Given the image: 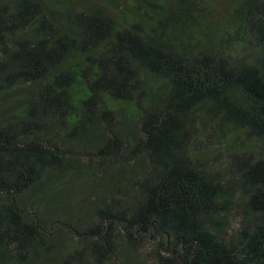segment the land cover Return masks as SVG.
<instances>
[{
    "label": "trees",
    "instance_id": "obj_1",
    "mask_svg": "<svg viewBox=\"0 0 264 264\" xmlns=\"http://www.w3.org/2000/svg\"><path fill=\"white\" fill-rule=\"evenodd\" d=\"M0 264H264V0H0Z\"/></svg>",
    "mask_w": 264,
    "mask_h": 264
},
{
    "label": "rangeland",
    "instance_id": "obj_2",
    "mask_svg": "<svg viewBox=\"0 0 264 264\" xmlns=\"http://www.w3.org/2000/svg\"><path fill=\"white\" fill-rule=\"evenodd\" d=\"M239 218H240V216L238 214H236L233 217V224H234V226H236L239 223Z\"/></svg>",
    "mask_w": 264,
    "mask_h": 264
}]
</instances>
